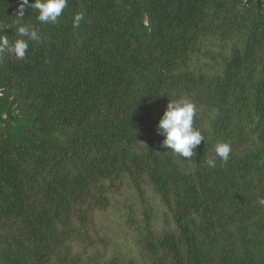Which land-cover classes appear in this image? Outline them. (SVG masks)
Returning a JSON list of instances; mask_svg holds the SVG:
<instances>
[{"label":"trees","instance_id":"16d2710c","mask_svg":"<svg viewBox=\"0 0 264 264\" xmlns=\"http://www.w3.org/2000/svg\"><path fill=\"white\" fill-rule=\"evenodd\" d=\"M263 18L0 0V264H264Z\"/></svg>","mask_w":264,"mask_h":264},{"label":"rangeland","instance_id":"374dc122","mask_svg":"<svg viewBox=\"0 0 264 264\" xmlns=\"http://www.w3.org/2000/svg\"><path fill=\"white\" fill-rule=\"evenodd\" d=\"M263 27V33H264V18L262 22ZM259 51L264 59V34L261 36V39L259 40ZM262 140V139H259ZM263 141V140H262ZM251 172L248 171V166H245V178H248V175H250ZM248 181V180H247ZM249 182V181H248ZM246 185V184H245ZM262 190V189H261ZM256 192H259L260 190H254ZM127 195V194H125ZM117 200H122V197H116ZM154 203V202H153ZM157 204V203H155ZM156 218L153 217L151 219V223L153 225H156L158 221H155ZM124 231V232H121ZM153 231H156V229L153 227ZM114 232H117L114 238L112 239L114 241V247H111L112 252L116 250L117 255H120L121 261H124V264H139L137 261H139V257L135 252V248H133V236H131V232H128L123 228L122 230H119L118 225H114L113 227V234ZM128 240V243H127ZM132 244V246H131ZM122 257L125 259H122ZM137 260V261H136Z\"/></svg>","mask_w":264,"mask_h":264},{"label":"clouds","instance_id":"9594fccd","mask_svg":"<svg viewBox=\"0 0 264 264\" xmlns=\"http://www.w3.org/2000/svg\"><path fill=\"white\" fill-rule=\"evenodd\" d=\"M115 236V235H114ZM114 236L112 237V239L114 238ZM114 244V243H113ZM112 247H114L113 245H112ZM114 253V252H113ZM137 263H139V264H141L140 262H137Z\"/></svg>","mask_w":264,"mask_h":264}]
</instances>
